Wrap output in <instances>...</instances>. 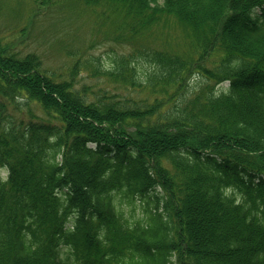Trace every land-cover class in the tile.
Returning <instances> with one entry per match:
<instances>
[{"label": "trees", "instance_id": "16d2710c", "mask_svg": "<svg viewBox=\"0 0 264 264\" xmlns=\"http://www.w3.org/2000/svg\"><path fill=\"white\" fill-rule=\"evenodd\" d=\"M78 1L183 43L57 73L0 36V264H264V0Z\"/></svg>", "mask_w": 264, "mask_h": 264}, {"label": "rangeland", "instance_id": "374dc122", "mask_svg": "<svg viewBox=\"0 0 264 264\" xmlns=\"http://www.w3.org/2000/svg\"><path fill=\"white\" fill-rule=\"evenodd\" d=\"M38 0H0V36L21 42L23 53L35 51L42 57L44 67L64 73L72 62V55L79 50L87 54L105 55L108 52H128L140 47L174 48L182 46V28L175 17L164 16L163 21L152 27L151 34H144L135 41L113 40L118 34L110 21L95 23L94 13L78 0H56L50 6L37 4ZM67 68V69H66ZM103 79L86 71L78 75L80 84L96 86ZM103 85H109L105 80ZM227 86L228 83H224Z\"/></svg>", "mask_w": 264, "mask_h": 264}, {"label": "clouds", "instance_id": "9594fccd", "mask_svg": "<svg viewBox=\"0 0 264 264\" xmlns=\"http://www.w3.org/2000/svg\"><path fill=\"white\" fill-rule=\"evenodd\" d=\"M70 246H64L63 252L61 253V258H63V253L69 250Z\"/></svg>", "mask_w": 264, "mask_h": 264}]
</instances>
